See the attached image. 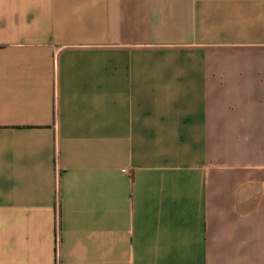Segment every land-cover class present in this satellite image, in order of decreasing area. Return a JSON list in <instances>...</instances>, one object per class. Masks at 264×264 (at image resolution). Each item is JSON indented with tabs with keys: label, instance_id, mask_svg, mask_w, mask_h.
<instances>
[{
	"label": "crops",
	"instance_id": "0c3cea01",
	"mask_svg": "<svg viewBox=\"0 0 264 264\" xmlns=\"http://www.w3.org/2000/svg\"><path fill=\"white\" fill-rule=\"evenodd\" d=\"M0 264H264V0H0Z\"/></svg>",
	"mask_w": 264,
	"mask_h": 264
}]
</instances>
